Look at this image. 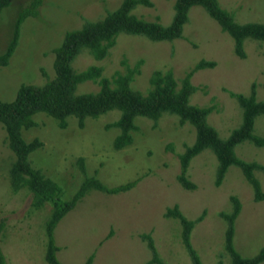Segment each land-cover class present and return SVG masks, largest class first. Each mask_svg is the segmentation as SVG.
I'll return each mask as SVG.
<instances>
[{
  "label": "rangeland",
  "instance_id": "374dc122",
  "mask_svg": "<svg viewBox=\"0 0 264 264\" xmlns=\"http://www.w3.org/2000/svg\"><path fill=\"white\" fill-rule=\"evenodd\" d=\"M33 0H12L0 11V54L15 38L16 21ZM123 0H42L38 15L25 17L19 30L17 47L7 66H0V99L13 101L24 84L44 85L54 78V53L67 31L81 28L89 20H98L117 9ZM152 6L137 5L133 13L145 19H160L170 25L176 0H150ZM238 24L264 23V0H219ZM26 8V9H25ZM245 57L236 52L235 40L205 7L192 6L183 25L182 36L175 40L153 41L143 35L120 33L109 54L95 59L83 50L72 62L75 71L101 66L102 76L111 79L117 73L134 72L130 86L146 93L157 70L173 71L178 88L183 78L201 60H213L214 68L196 71L190 82L197 90L189 103L213 107L208 122L227 139L242 123V108L231 92L264 101V41L247 38ZM100 90V84L86 81L76 93ZM121 112L110 110L101 117H88L80 127L70 117L61 128L57 120L40 112L36 126L23 130L28 142L39 138L43 147L30 154L31 164L46 178L55 181L60 205L80 187L86 176L100 179L108 187L137 180L130 190L107 193L89 190L59 220L54 241L60 247L56 255L63 264H84L92 255V264H147L153 251L144 235H151L159 257L165 264H193L183 240L179 219L167 217L169 207L178 205L189 220H198L190 241L203 264H232L227 250L229 222L224 213L234 209L233 195L240 202L235 223L234 245L244 258L259 253L264 246V198L255 200L253 185L238 165L228 169L217 185L219 158L211 148L193 157L185 176L196 185L186 189L178 179L182 173L179 155L196 142L195 126L179 123V115L164 112L158 120L135 118L132 143L115 149L118 127L107 125L118 120ZM254 133L264 138V114L255 118ZM238 158L264 166V145L241 142L235 148ZM79 158H83L81 169ZM17 159L8 143V133L0 123V222H5L0 246L8 264H49L47 224L53 201L35 205L29 187L15 190L10 172ZM264 192V170H255ZM59 205V206H60ZM158 264V263H154ZM260 264H264V261Z\"/></svg>",
  "mask_w": 264,
  "mask_h": 264
},
{
  "label": "trees",
  "instance_id": "16d2710c",
  "mask_svg": "<svg viewBox=\"0 0 264 264\" xmlns=\"http://www.w3.org/2000/svg\"><path fill=\"white\" fill-rule=\"evenodd\" d=\"M11 2L12 0H0V11L9 6ZM41 3L42 0H33L16 21L15 38L8 50L0 54V66L9 65L18 44L21 24L29 14L38 15V7ZM137 5L152 6V2L150 0H123L117 9L111 11L104 18L89 20L81 28L67 31L62 43L52 50L55 55L54 78L48 80L44 85H22L13 101L7 102L0 99V123L6 128L8 143L17 155L10 172L13 188L19 190L25 186L29 187L34 193L37 206H41L46 201L54 203L52 215L47 224L46 260L49 264H63L56 255L60 247L54 241V228L82 196L93 188L107 193L130 190L136 185L137 180L108 187L100 179L86 176L72 196L60 205L61 202L56 196L60 186L55 181L46 178L42 170L35 168L29 159L33 151L43 147V141L36 138L28 142L23 136L24 129L37 125L34 117L40 112L57 120L59 127L65 128L68 125L67 119L70 117L77 118L79 126L83 127L86 118L101 117L110 110L118 109L121 112L119 119L107 125V128L118 127L120 129V134L115 137L113 142L115 149L132 143V131L137 129L135 118L139 115L158 120L164 112L176 113L179 115L181 125L188 122L197 130L196 142L186 147L185 151L179 155L182 173L178 179L186 189L196 187L185 176L190 160L205 149L211 148L217 154L220 162L216 181L218 186L222 184L230 166L238 165L246 179L254 187L255 200L264 198L260 182L254 175L255 170H264V166L257 162L241 160L235 150L236 146L244 141L252 142L258 146L264 145V138L254 133L255 118L259 114H264V101L257 99L254 86L249 95L231 92L242 108V123L227 139H223L216 128L208 122V115L213 111V107H202L189 103L190 95L197 90V87L190 82L191 75L201 69L214 68L216 62L213 60H201L183 78L179 88L173 71L157 70L150 79L151 87L146 93L134 90L130 86L134 72L139 70L138 64L134 69H128L126 74L117 73L111 79L102 76L101 66H90L80 72L75 71L72 66L74 59L84 49L88 50L95 59H104L120 33L143 35L153 41H172L180 38L183 25L188 20V11L195 5L205 7L209 14L221 24L223 31L234 38L236 52L241 58L245 57L243 46L245 39L264 41V23L238 24L232 14L220 5L219 0H176L175 15L170 25H164L160 19L152 20L137 16L132 12ZM86 81L97 82L100 84V90L77 94V86ZM78 161L83 169V158H79ZM232 198L235 205L233 212L223 214L229 222L227 250L233 257L232 264H260L264 261V246L257 255L250 258H244L236 251L234 245L235 223L240 213L241 202L236 195H233ZM166 216L179 219L183 226V240L192 263L203 264L200 255L190 241L192 228L202 218L187 219L178 205L169 207ZM5 227V222H0V241ZM143 237L148 239L154 254L153 259L147 264H165L159 257L152 236L144 235ZM92 261L93 256L91 255L84 264H92ZM0 264H8L1 246Z\"/></svg>",
  "mask_w": 264,
  "mask_h": 264
}]
</instances>
